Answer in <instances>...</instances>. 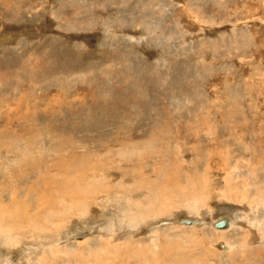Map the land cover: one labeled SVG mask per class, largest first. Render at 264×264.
I'll return each mask as SVG.
<instances>
[{"label":"rangeland","instance_id":"obj_1","mask_svg":"<svg viewBox=\"0 0 264 264\" xmlns=\"http://www.w3.org/2000/svg\"><path fill=\"white\" fill-rule=\"evenodd\" d=\"M0 264H264V0H0Z\"/></svg>","mask_w":264,"mask_h":264},{"label":"water","instance_id":"obj_2","mask_svg":"<svg viewBox=\"0 0 264 264\" xmlns=\"http://www.w3.org/2000/svg\"><path fill=\"white\" fill-rule=\"evenodd\" d=\"M181 224L183 226H191L193 225L194 223L192 221H189V220H183L181 222ZM227 220L226 219H221V220H218L217 222H215L214 224V228L218 229V230H221V229H225L227 227Z\"/></svg>","mask_w":264,"mask_h":264},{"label":"bare ground","instance_id":"obj_3","mask_svg":"<svg viewBox=\"0 0 264 264\" xmlns=\"http://www.w3.org/2000/svg\"><path fill=\"white\" fill-rule=\"evenodd\" d=\"M221 219H226L227 220V222H228V224H227V227L225 228V229H221V230H228L229 228H231L232 227V220L230 219V218H228V217H224V218H221ZM220 219V220H221ZM190 221V220H189ZM194 224L193 225H197L198 223H197V221H192ZM215 224V223H214ZM214 228V227H213ZM215 229V228H214ZM218 230V229H217ZM221 230H219V231H221ZM228 245H230V244H228ZM226 247V246H225ZM228 247V246H227Z\"/></svg>","mask_w":264,"mask_h":264}]
</instances>
